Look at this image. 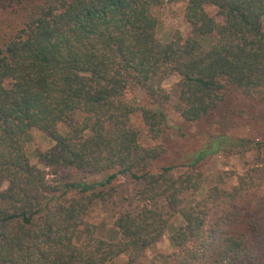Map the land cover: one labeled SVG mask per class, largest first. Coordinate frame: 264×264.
Segmentation results:
<instances>
[{"label": "trees", "instance_id": "16d2710c", "mask_svg": "<svg viewBox=\"0 0 264 264\" xmlns=\"http://www.w3.org/2000/svg\"><path fill=\"white\" fill-rule=\"evenodd\" d=\"M167 1L0 0L14 20L0 36V264H138L175 216L183 223L174 250L149 264H264V138L228 149L254 150L255 167L187 203L203 173L154 171L165 149L143 145L131 122L139 111L151 137L163 136L171 100L163 82L175 74L186 122L210 116L231 89L264 100V0H189L192 34L165 43L154 9ZM36 129L53 141L33 153L40 165L28 151ZM227 140L219 136L192 166ZM119 175L142 183V205L102 237L87 217Z\"/></svg>", "mask_w": 264, "mask_h": 264}, {"label": "rangeland", "instance_id": "374dc122", "mask_svg": "<svg viewBox=\"0 0 264 264\" xmlns=\"http://www.w3.org/2000/svg\"><path fill=\"white\" fill-rule=\"evenodd\" d=\"M188 1L169 0L154 9L158 20L157 34L163 42L172 40L176 32L182 33L184 37L192 34L191 25L185 17ZM206 10L213 16L217 14V8L213 5H207ZM13 22L10 14L0 11V36L9 29ZM178 81L179 76L175 74L163 82V87L171 93V100L165 105L167 127L163 136L158 139L151 137L139 111L132 114L131 122L139 130L140 141L143 145H162L165 149L161 157L154 162L152 167L154 171L162 166L175 165L176 173H182L190 168L203 173L204 185L200 192L186 194L187 203H192L202 197L208 188L214 185L234 184L237 182L238 175L255 167L258 161L254 150L235 153L237 151H228V149L241 144L240 139L243 138L255 141L264 138V100L257 94L246 95L241 91L231 89L225 92L222 102L210 116L196 122H186L178 110V99L174 94ZM132 95L139 103L147 101L143 89H136ZM78 118H82V115H78ZM60 129L63 130L64 126L61 125ZM222 135L228 138L222 146L223 149L217 153L207 154L204 159L192 166L197 154L205 148H211L213 142ZM52 142L49 133L38 129L34 131L33 141L28 144L32 163L40 165L39 159L33 153L47 151ZM245 144L253 147V142ZM109 173L91 174L86 177V180L88 182L102 181ZM110 186H108L110 195L107 200L97 201L87 217L90 222L98 226V234L102 237L110 233L120 213L136 211L142 205V201L137 197V192L142 186L141 182H134L126 175H119ZM182 223L180 217L175 216L165 235L155 245L144 251L138 264H149L156 253L172 252L174 245L171 235L174 229ZM126 260L127 255L119 258L118 262L124 263Z\"/></svg>", "mask_w": 264, "mask_h": 264}]
</instances>
